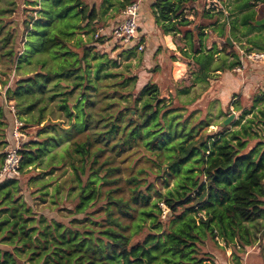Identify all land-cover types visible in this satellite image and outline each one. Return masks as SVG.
<instances>
[{"label":"trees","instance_id":"1","mask_svg":"<svg viewBox=\"0 0 264 264\" xmlns=\"http://www.w3.org/2000/svg\"><path fill=\"white\" fill-rule=\"evenodd\" d=\"M133 1L102 0L100 7L116 4L122 12ZM196 2L151 5L160 34L185 41L178 50L196 68L195 81L210 78L216 55L224 57L220 72L240 66L228 37L243 42L245 54L264 52V26L253 25L264 15V0H229L218 27L222 8L198 12ZM18 11L25 14L19 41L12 23ZM99 11L81 0H0V74L7 77L0 80V166L13 121L7 104L23 130L36 128L42 137L19 150L22 178L0 179V264H214L202 251L207 242L220 240L236 251L252 247L256 221L264 219V95L235 129L208 132V120L194 124L193 113L181 121V109L193 100L173 106L155 82L134 95L136 77L108 71V58L90 56ZM198 16L207 23L197 24ZM210 27L218 41L207 47ZM43 163L49 174L60 171V183L53 186L42 174L25 178L23 170ZM156 179L164 187L173 179V186L160 193ZM60 192L68 206L51 215L48 206L37 212L30 204L50 195L59 205ZM260 258L264 264V248Z\"/></svg>","mask_w":264,"mask_h":264},{"label":"rangeland","instance_id":"2","mask_svg":"<svg viewBox=\"0 0 264 264\" xmlns=\"http://www.w3.org/2000/svg\"><path fill=\"white\" fill-rule=\"evenodd\" d=\"M83 3L87 2L89 5L94 2L96 5L99 4V0H81ZM141 6V5H140ZM139 6V10L141 9ZM24 6H20L23 8ZM99 9V8H98ZM118 16V13H115V18ZM114 18V19H115ZM25 20V14H23L21 11L15 12V14L12 16V23L16 24V27L19 31V37L18 41L20 39L23 25L22 22ZM120 21V17L116 18V21L107 24V20L105 22L99 21L98 23H95L93 26V32L89 35L92 36L93 43L90 45L91 46V53L90 56L96 55V57H103V58H108L109 59V65L107 67L108 71H112L117 74H122L125 77H136L137 82L135 84V88L131 91L133 92L134 95L137 94V92L148 82H155L159 85L160 89V98L161 99H171L173 106L176 107H182L181 103L194 100L191 105H186L183 107L186 110L181 109L180 112H182L183 118L181 121H185L187 116L189 114L193 113L194 117V124L197 123L199 120H205L207 119L209 122L208 126V132H219L220 131V124L222 123L223 120H225L228 116L231 114L234 115V120L230 123L229 127L230 129H235L236 127L233 126L234 122L238 119L239 113L234 112L232 110H229L228 112H225L223 115H213L210 109H206L207 105V99L204 97V99L201 98L203 95V92L201 91V88L203 87L202 85H194V87H191V79L188 77L180 82H173L170 79L169 73L167 68H164L162 72L163 75L161 76L160 73H156V52L152 55V53L149 54L147 51L146 44L143 41H141V38L138 42V45H141L143 50L139 51L137 47L134 48H125L115 41H113L111 37V29L113 28L114 25H116ZM108 25V26H107ZM95 35H97V38H95ZM86 39V37H85ZM17 41V42H18ZM137 45V46H138ZM238 46V44H236ZM115 62L116 67H114L111 63ZM92 64H94V61H92ZM23 69H20L17 73L12 72L9 75V83L8 86L12 87V83L14 82L15 79L20 78V76H16V74H19L22 72ZM119 76V75H118ZM213 77V76H212ZM7 77L2 76L0 74V80L5 81ZM119 77H116L113 80H117ZM110 80V79H109ZM107 80V81H109ZM1 81H0V87H1ZM131 84L128 85V87L124 88V90H127ZM215 86V85H214ZM189 87V88H188ZM188 88V92L186 94H180L178 97H176V90H184ZM0 92H3L0 88ZM185 111V112H184ZM217 120L213 121L214 119ZM213 125V126H211ZM36 128H30V129H24L23 134L24 138L20 144V148L22 147L23 144L28 143L30 140H38L42 137H36ZM7 146L11 143V138L10 136L7 139ZM253 143V142H252ZM251 143V144H252ZM7 146L2 149V154H5L7 151ZM65 146V144H60L57 146L54 150L51 151V154L54 156L56 155V152H61L62 148ZM4 160V159H3ZM45 162L46 158H44ZM54 162L58 161V158L53 160ZM142 165V162L140 161L138 166ZM164 165V164H162ZM161 165V166H162ZM57 165H55L56 167ZM1 167V166H0ZM45 163L40 165L38 168L31 170V168H27L23 170L24 172L28 171L26 173V177L28 176H35L38 174H42V177H44L45 180L49 179H54L53 184L55 183H60L61 179L63 177H59V170L54 169L51 174H49V167L44 168ZM54 167V168H55ZM163 169L165 172L167 171V168L163 166ZM31 170V171H30ZM67 171L70 172V169L67 168ZM164 172V173H165ZM123 175V173H122ZM20 171H19V175ZM54 186V185H53ZM53 186H51L49 189V192H52ZM156 191L160 193H164L166 190L170 189L173 186V179L170 180L169 186L164 187V185L161 183L159 179H156ZM32 188V187H31ZM34 189V187H33ZM30 190V189H28ZM62 192V191H61ZM61 192L58 195L57 202L59 205H54L51 202V197L47 196L46 197V202L45 203H40L38 200H35L33 202H30L31 205L34 206L35 210L37 212H40L42 208L45 206H48L50 209V214H52V211L56 209L63 208V206H68L67 202H64L61 200ZM35 196V195H34ZM155 197H153V200ZM160 207L163 209L162 215H161V220L163 222L167 221V211H165V207L160 205ZM45 213H48V211H45ZM257 226L254 229L255 232V238H256V243L250 248H245L243 251H236L232 250L231 248H223V243L219 240L217 244H213L211 242H207L204 248H202V251L208 252L212 259L214 260V264H262V260L260 258V250L264 248V219H259L256 221ZM259 239V240H258Z\"/></svg>","mask_w":264,"mask_h":264},{"label":"crops","instance_id":"3","mask_svg":"<svg viewBox=\"0 0 264 264\" xmlns=\"http://www.w3.org/2000/svg\"><path fill=\"white\" fill-rule=\"evenodd\" d=\"M101 1L102 0H99L98 5H96L97 3L95 4L92 2V4H95V6L100 10V17L96 23L99 21L105 22L107 20V24H110L114 22V20L116 21L117 17H120V21L122 20V12L117 11L114 8L116 4H114L113 7H104L101 10ZM155 1L157 0L140 1L141 9L139 10L140 17L138 21V36L141 38V41L144 40L149 54L152 53L153 55L156 52V73H160L162 76L164 73L162 72L163 69L167 68L170 79L173 82H180L186 79L189 74L192 88L194 85L203 86L201 88V91L203 92L201 98L204 99L205 97L207 99L206 109H210L214 116L223 115L229 110L239 113L240 116L242 112L251 110L256 100H262V95H264V64L252 63L245 59V57L241 54V52H243V42L232 43L230 37H228L230 43L235 44V47L240 55V66L235 67L230 72H220L219 66H221V63H223L224 57L221 55H216L210 67V78L206 81H195L192 71L196 70V68L192 65L191 61L185 60L178 50L186 47L185 41H183L179 35L171 36L160 34L158 27L154 22V17L151 13V5ZM228 1L229 0H197V10L198 12H202V10H208L212 4H216L219 8H222V18L216 24V27H218L219 24L223 23L224 16L227 14L224 6ZM116 12L118 13V16L115 18ZM188 17L191 19V13H188ZM197 20V24L202 25L207 23V21L202 19L200 16H198ZM240 30L241 29L239 26L237 31ZM204 33L212 35L211 27L206 29ZM262 35L264 36V31L262 32ZM212 36L213 37L209 38L207 41V47H209V45H211L213 42L218 41V38H216L214 34ZM237 37L240 39V41H244L239 35ZM236 44H238V46H236ZM171 57H175L176 61H172L170 59ZM229 62L230 58L227 59V63ZM237 68H239V71L235 70ZM191 101L192 100L187 102ZM217 117L213 121L217 120ZM249 118H251V115L245 116V119Z\"/></svg>","mask_w":264,"mask_h":264},{"label":"built area","instance_id":"4","mask_svg":"<svg viewBox=\"0 0 264 264\" xmlns=\"http://www.w3.org/2000/svg\"><path fill=\"white\" fill-rule=\"evenodd\" d=\"M141 0H135L122 11V20L111 29V37L113 41L125 48L137 47L139 51L143 50L141 45H138L140 40L138 36V21L140 17L139 6ZM97 38V35H95ZM138 45V46H137ZM241 52V51H240ZM241 54L252 63L264 64V52L254 51ZM239 68L235 69L237 71ZM8 109L13 114L11 143L7 146V151L4 154V160L0 167V179L6 176L19 175L20 163V144L24 138L23 123L17 118L13 105L7 104Z\"/></svg>","mask_w":264,"mask_h":264},{"label":"water","instance_id":"5","mask_svg":"<svg viewBox=\"0 0 264 264\" xmlns=\"http://www.w3.org/2000/svg\"><path fill=\"white\" fill-rule=\"evenodd\" d=\"M253 25L254 26H257V27L264 26V15H263V17L261 19L254 21L253 22ZM227 42L232 45V43H230V40L228 38H227ZM233 120H234V115L231 114L225 120L222 121V123L220 124V128H225V127L229 126L230 123Z\"/></svg>","mask_w":264,"mask_h":264}]
</instances>
